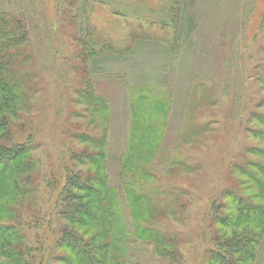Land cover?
<instances>
[{
  "label": "trees",
  "instance_id": "trees-1",
  "mask_svg": "<svg viewBox=\"0 0 264 264\" xmlns=\"http://www.w3.org/2000/svg\"><path fill=\"white\" fill-rule=\"evenodd\" d=\"M162 1L160 7H153L149 0H56L58 16L71 28L64 27L63 37L72 45L75 58L66 57L63 71L80 75L69 79L61 98L67 109L65 120L75 114L102 130L95 132L97 137L78 132L76 140L84 146L71 152L70 161L75 154L72 166L62 158L56 165L45 164L36 154L35 121L44 88L40 86L44 79L33 71L34 64L40 65L39 58L32 53L33 34L24 10L0 7V264H184L180 222L167 219L180 204L174 199L177 191L157 186L160 162L172 166L175 161V150L167 146L161 151L160 146L170 113L169 95L154 86L143 91L139 84L132 90L125 85L127 147L115 164L121 185H113L112 175L105 171L112 159L102 152L110 147L113 106L98 94V78L107 80L103 65L124 59L131 48L97 31L92 15L102 5L114 15L133 18L141 28L155 24L175 28V37L166 40L173 50L186 32L184 0ZM13 4L21 7L20 0ZM125 5L130 9L120 7ZM144 36L136 32L133 41ZM61 51L58 45L52 49V61ZM257 77L262 95L258 110L247 119L253 144L242 145L238 161H233L240 179L226 193L231 200L227 212L212 205L213 221L219 227L203 264H255L258 260L264 239V77ZM211 97L209 92L206 98ZM238 108L241 130L246 120L241 104ZM60 114L56 111L54 128ZM198 114L196 108L191 110L185 131L190 142L200 132ZM18 123L21 130L14 132ZM68 124L70 133L74 126ZM92 141L96 150L91 151ZM57 213L63 226L55 235ZM52 237L56 241L50 242Z\"/></svg>",
  "mask_w": 264,
  "mask_h": 264
},
{
  "label": "rangeland",
  "instance_id": "rangeland-1",
  "mask_svg": "<svg viewBox=\"0 0 264 264\" xmlns=\"http://www.w3.org/2000/svg\"><path fill=\"white\" fill-rule=\"evenodd\" d=\"M162 2L149 0L153 7H160ZM10 3L14 0H0V7L19 8L26 13L33 34L32 53L38 56L40 64H34L33 71H37V78L44 79L40 85L44 87L39 106L41 112L35 121L39 131H35L36 154L45 164L56 165L62 158L72 166L75 154L70 161L71 152L76 153L84 146L76 140L78 132L86 134V131L89 136L97 137L95 132L102 130L83 122L75 114L65 120L67 109L63 106L65 99L61 98L67 91L69 79L80 76L63 71L66 57L75 59L72 45L63 37L64 27L70 28V25L64 17L58 16L56 0H20L22 8L15 4L12 7ZM120 7L130 9L126 5ZM184 7L186 32L182 42L172 50L166 40L175 37V28L163 29L158 24L141 28L133 18L125 19L127 17L114 15L109 7L97 6L92 15L97 31L114 37L119 46L131 48V53L124 59L114 58L103 65L104 74L109 77L105 81L98 78L97 90L113 106L110 147L102 152L108 153L112 159L105 171L110 172L115 186L122 184L116 160L127 147L129 108L124 92L126 86L129 84V90H132L139 84L144 86L143 91L152 90L146 86H154L169 95L170 113L167 128L161 132L160 146L161 151L171 146L175 150V161L172 166L160 162L157 169L160 183L157 182V186L177 191L174 199L184 206L180 209L179 204L167 216L169 220L180 222L177 229L184 241V264H203L207 248L213 245L211 240L219 227L213 221L212 205L215 208L220 206L221 213L227 212L226 206L231 200L226 193L236 187L240 179V172L235 168L236 155L242 145L253 144L247 134V128L252 127L247 119L251 111L258 110L256 106L262 95L257 76L264 77V0H184ZM136 32L145 35L137 42L133 41ZM119 37L123 39L122 43L118 42ZM57 45L64 52L61 51L52 61L51 51ZM209 92L212 99L207 100ZM239 104L244 108L242 114L246 120L241 130L236 120ZM195 108L199 113L200 132L190 142L185 138V131L191 110ZM56 111L61 114L58 126L54 128ZM67 122L74 126L70 133H67L70 126ZM19 130L18 123L14 132ZM235 135L238 136L236 141ZM90 145L91 151L96 150L93 141ZM49 206H52L51 202ZM61 218L58 213L53 217L54 230H58L55 235L63 226ZM49 241L54 242L56 238ZM255 264H264V239Z\"/></svg>",
  "mask_w": 264,
  "mask_h": 264
}]
</instances>
